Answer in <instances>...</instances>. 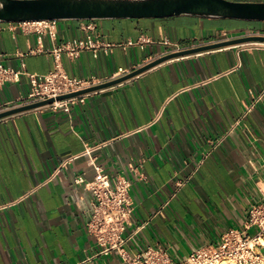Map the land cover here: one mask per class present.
I'll use <instances>...</instances> for the list:
<instances>
[{
	"label": "crops",
	"instance_id": "crops-1",
	"mask_svg": "<svg viewBox=\"0 0 264 264\" xmlns=\"http://www.w3.org/2000/svg\"><path fill=\"white\" fill-rule=\"evenodd\" d=\"M258 33L264 21L189 15L63 20L39 32L0 23V65L37 76L59 66L70 77L105 81L120 69ZM88 36L95 48L78 57L60 51ZM251 43L173 58L88 93L70 110L1 119L0 264L120 263L100 255L88 232L95 198L75 182L95 175L88 146L98 148L106 173L132 181L130 253L161 247L183 261L229 229L244 230L250 209L264 201V98L245 116L249 89L264 90V48ZM30 91L28 75L6 84L0 108Z\"/></svg>",
	"mask_w": 264,
	"mask_h": 264
},
{
	"label": "built area",
	"instance_id": "built-area-1",
	"mask_svg": "<svg viewBox=\"0 0 264 264\" xmlns=\"http://www.w3.org/2000/svg\"><path fill=\"white\" fill-rule=\"evenodd\" d=\"M57 22L32 21L17 24L26 30L39 32L55 28ZM253 35L264 36V33ZM224 36L227 37V34L224 33ZM251 44L264 48L262 41ZM95 47L92 36H88L86 40L68 41L60 51L68 53L71 57H78L83 50ZM131 72L133 71L120 69L111 80ZM24 75H28L30 78L31 91L11 106L0 108V112L50 99H54V101L36 110L43 108L52 111L70 110L76 103L85 102L88 93L66 99H58L59 97L111 81L70 77L59 66L48 75L37 76L28 74L24 68L17 70L0 65V89L8 83L20 82ZM249 95L251 102L245 116L263 100L264 90L256 93L253 89H249ZM97 149L88 146L84 153L89 156V163L94 168L93 179L86 181L83 176H78L75 182L78 185L84 184L95 198L87 227L89 234L96 239L101 248L100 255L104 257L118 255L120 257L119 264H264V201L250 209L244 230L229 229L223 234L218 244L200 247L183 261L173 259L161 247H147L135 254L130 253L126 249L130 238L125 235V232L134 212L131 197L132 181L123 174L113 177L106 173L98 163L95 154ZM250 230H253L254 233H248Z\"/></svg>",
	"mask_w": 264,
	"mask_h": 264
},
{
	"label": "water",
	"instance_id": "water-1",
	"mask_svg": "<svg viewBox=\"0 0 264 264\" xmlns=\"http://www.w3.org/2000/svg\"><path fill=\"white\" fill-rule=\"evenodd\" d=\"M181 15L264 21V3L231 0H0V23L167 18ZM255 41L264 42V36L251 35L171 53L123 77L61 96L58 99L71 98L119 85L173 58ZM53 101L54 99H50L2 111L0 120L36 110Z\"/></svg>",
	"mask_w": 264,
	"mask_h": 264
}]
</instances>
